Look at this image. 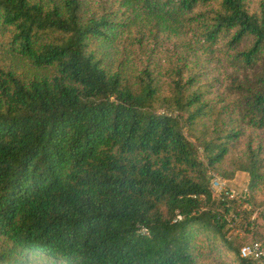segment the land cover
I'll list each match as a JSON object with an SVG mask.
<instances>
[{
	"label": "trees",
	"instance_id": "1",
	"mask_svg": "<svg viewBox=\"0 0 264 264\" xmlns=\"http://www.w3.org/2000/svg\"><path fill=\"white\" fill-rule=\"evenodd\" d=\"M237 227L264 242V0H0V264H256Z\"/></svg>",
	"mask_w": 264,
	"mask_h": 264
},
{
	"label": "built area",
	"instance_id": "2",
	"mask_svg": "<svg viewBox=\"0 0 264 264\" xmlns=\"http://www.w3.org/2000/svg\"><path fill=\"white\" fill-rule=\"evenodd\" d=\"M212 179H213V181L211 180V183L213 185L212 188H216L220 192V194H224L231 198L233 197L244 198L246 196L247 188H243L241 192H234L233 189L227 187L222 177L215 175ZM177 217L180 218V216ZM141 231L144 234H148L147 230L144 227L141 228ZM239 254L242 258L255 261L256 264H264V242L255 240L252 242L244 243L239 248Z\"/></svg>",
	"mask_w": 264,
	"mask_h": 264
},
{
	"label": "rangeland",
	"instance_id": "3",
	"mask_svg": "<svg viewBox=\"0 0 264 264\" xmlns=\"http://www.w3.org/2000/svg\"><path fill=\"white\" fill-rule=\"evenodd\" d=\"M215 175L221 177V176L218 175V174H212V175H211V180H212V181H213L212 178H213ZM224 181H225L227 187L230 188V189H233L234 192H241L243 188H247V186H248V181H249V177H248V174L245 173V172H238V173H236L234 179H232V180H225V179H224ZM210 187H211V193H212L213 196H215V197L220 196V192H219L216 188H212V187H213L212 183H211ZM247 195H248V189H247L246 196H247ZM247 207H250V208H251V206H250L249 204H246V203H245L244 206H243L242 208H245V209H246ZM254 218H255V214H252V215H249V216H248V219H249L250 221H252ZM238 222H239V221H238ZM238 222H237V223H238ZM237 228H238V227H237ZM263 232H264V230H263ZM234 233H237V235L240 237L241 240H243V239H247V240H249L248 242L255 241V239H254V240H251V238H249L250 236H248L246 233H244V232L242 231V229L240 230V229L238 228V229H236V231H235ZM248 242H247V243H248ZM63 264H66V263L64 262ZM227 264H232L231 261H230V259L227 260Z\"/></svg>",
	"mask_w": 264,
	"mask_h": 264
}]
</instances>
